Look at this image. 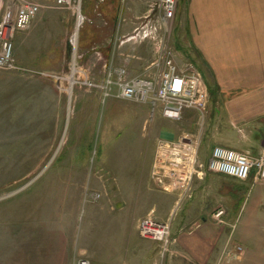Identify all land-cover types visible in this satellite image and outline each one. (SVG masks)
<instances>
[{
  "label": "rangeland",
  "instance_id": "374dc122",
  "mask_svg": "<svg viewBox=\"0 0 264 264\" xmlns=\"http://www.w3.org/2000/svg\"><path fill=\"white\" fill-rule=\"evenodd\" d=\"M29 1H38L41 11L33 29L25 31L29 35L15 44L14 69L0 70V264H75L89 255L102 260L110 250L131 245L135 231L139 244L157 243L153 264H163L174 254L173 225L179 233L197 228L178 216L193 194L181 201L173 194L165 217L146 213L154 201L150 190L157 189L150 175V141L161 129L158 107L153 112L131 102L101 103L98 93L74 85L69 41L77 0H71V7L57 5V0ZM193 2L177 1L165 34L157 28L159 0H81L85 21L78 31L75 63L82 73L74 79L96 82L109 66L127 68L125 61L137 59L140 46L146 47L149 63L139 76H153L157 69L151 65L170 53L178 67L191 64L205 79L208 71L190 37L195 22L188 7ZM258 18L264 25V13ZM142 25L149 37L125 42ZM155 39L165 44L159 52ZM187 122H177L176 132L202 129L197 120V125ZM258 188L249 186L247 203ZM146 217L169 224L168 250L141 238L138 227ZM213 224L224 231L219 247L242 248L239 259L224 257L221 264H264V238L250 237L243 218L229 224L213 219ZM117 226L128 235L126 243L112 233Z\"/></svg>",
  "mask_w": 264,
  "mask_h": 264
},
{
  "label": "crops",
  "instance_id": "0c3cea01",
  "mask_svg": "<svg viewBox=\"0 0 264 264\" xmlns=\"http://www.w3.org/2000/svg\"><path fill=\"white\" fill-rule=\"evenodd\" d=\"M193 3L188 7L195 22L190 37L208 71L204 79L198 70L208 88V107L203 116L195 111L184 112L180 121H191L193 125L198 122L202 127L197 129V133L188 130L185 132L187 134L180 130L177 134V122L180 121L168 120L159 110L156 111L162 122L158 125V128L161 127L158 138L150 141L151 144L154 142L150 167L160 140L175 142L180 136L189 134L192 137H188L198 144L199 159L204 165L215 146L247 152L252 157L264 152V25L258 23V17L264 13V1L194 0ZM33 27L32 24L30 31ZM30 31L17 33L15 44ZM138 56L137 59L125 61L131 76L141 75L143 67L149 63L145 46L139 47ZM140 107L145 111L152 109L149 105ZM253 176L246 182H239L204 169L202 177L194 178L193 197L184 204L178 216L180 222L196 225L197 229L179 233L178 226L173 225L172 235L177 238L174 254L163 264H218L223 250L219 246L224 239V231L213 224L212 214L219 208L225 212L223 221L226 224L243 218L248 224L250 237L264 238V181L253 182ZM250 185L259 188L252 202L247 203ZM150 192H153L154 201L146 213L165 217L171 210L175 196L157 189ZM132 228L135 231V227ZM118 229L119 226L111 231L120 244L123 240L126 243L128 235ZM133 236L131 245L123 244L125 246L119 251L110 250L109 257L101 260L89 255L87 260L91 263L92 259L96 264H153L157 243L139 244L136 231ZM262 247L264 259V244Z\"/></svg>",
  "mask_w": 264,
  "mask_h": 264
},
{
  "label": "built area",
  "instance_id": "2783aa9c",
  "mask_svg": "<svg viewBox=\"0 0 264 264\" xmlns=\"http://www.w3.org/2000/svg\"><path fill=\"white\" fill-rule=\"evenodd\" d=\"M80 1L77 0V15L75 31L70 38L73 55V84L93 90L99 94L101 103L107 100L131 102L149 105L154 112L158 107L161 115L173 121H180L186 111H195L203 116L209 103L208 88L196 67L187 65L178 67L170 53L160 56L151 65L157 72L153 76L147 73L143 76H131L126 67L105 68L103 76L98 81L84 80L80 69L76 66L77 36L85 17L81 13ZM178 0H159L158 30L169 34L175 18ZM57 5L71 7V0H57ZM38 1L0 0V70L14 69L15 36L27 31L33 20L41 11ZM143 26V25H142ZM141 26V27H142ZM138 28L135 29V31ZM144 26L141 32L128 37L125 42L136 43L149 37ZM76 32V39L73 40ZM157 52L165 46L161 39H155ZM165 52V50H163ZM82 73V72H81ZM204 169L239 182H246L252 174L253 182L264 181V152L257 157L247 152H239L222 146L213 147L208 162L204 165L199 160L198 144L188 136H181L175 142L159 141L151 165L150 175L157 189L175 194L178 200L190 199L193 194L194 178H200ZM225 212L222 208L214 211L212 217L218 223H223ZM141 238L161 243L164 250L169 249L170 226L159 223L153 218H143L139 224ZM242 253L241 246L223 248L218 264L223 258L237 260ZM75 264H91L88 260H78Z\"/></svg>",
  "mask_w": 264,
  "mask_h": 264
}]
</instances>
